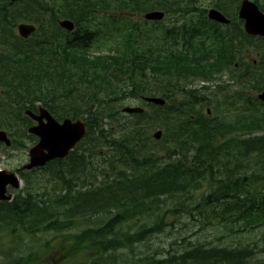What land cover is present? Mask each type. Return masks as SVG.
Wrapping results in <instances>:
<instances>
[{"label":"trees","instance_id":"1","mask_svg":"<svg viewBox=\"0 0 264 264\" xmlns=\"http://www.w3.org/2000/svg\"><path fill=\"white\" fill-rule=\"evenodd\" d=\"M6 2L0 0V87L6 88L8 98L11 95L9 92L14 91L15 98L19 96L24 100V104L17 106L18 110L24 105V109L34 111L35 103L40 102L52 114H60L58 118L67 115L84 117L87 131L81 143L96 133L100 138L104 136L101 117L107 114L105 108L111 100L115 103L126 95H152L151 75L156 77L163 92L169 91L175 95L184 92V84L188 80L212 79L216 74L221 75L232 63L229 56L234 54L233 48H228L223 42L213 57H209V51L199 49L198 43L193 42H189L188 51L179 53L183 56L175 55V50L168 48V52L163 50L153 57L149 33L140 32L132 26H128L122 42L108 37L109 43H112L108 47L111 52L95 55L92 54L94 48H90L91 36L79 34L90 21H87V17L76 19L77 12L69 10L51 11L48 20H43L41 16L33 18L38 30L24 40L16 35L14 28L17 22L24 19L32 22V18H29L31 13L24 10L22 2L11 6ZM101 4V0L92 4L88 15L93 16L94 6ZM61 17L74 20L77 31L71 34L73 37L57 26L56 20ZM167 35L164 31L163 36ZM251 69L252 72H237L233 76L241 88L224 102L230 114L234 113L231 121L207 119L198 114L191 104L196 93L191 91L186 94L187 103L177 102L171 110L159 106L154 109L158 118L151 120L156 127L166 129V121L172 123L171 128L168 126L166 130L172 143L169 154L180 152L185 155L192 151L189 162L179 160L158 165V159H138L134 156L129 144L143 137L140 121L146 116L144 112L134 115L137 120L129 130H126L128 126L124 128V140L128 142L125 146L128 151L125 166H129L130 174L124 171L106 177L101 173L104 179H113L97 186L81 181L80 171L94 169L92 163L89 164L79 154V145L64 160L48 163L43 169L56 164L54 176L57 181L61 180L64 184L69 176L73 186L81 183L80 187L84 189L76 192L74 205L69 206V212L66 210L69 216L65 220L60 217V206L53 210L47 207L49 198L46 187L42 186L33 196L31 190L36 183L29 172L22 173L24 186L14 200L0 202V231H7L9 237L13 233L24 232L32 236L40 231L38 226H41L42 231L52 230L56 233L54 240L58 241L44 240L43 252L37 250L33 253L31 247L26 254L10 257L7 262L0 258V264H249L254 250L247 244L232 248L194 245L160 260L151 256L127 260L128 255L124 258L122 254H116L161 231L164 226L163 216L159 214L163 207L161 197L175 195H179L175 199L178 206L171 208L173 213L184 207L188 213L196 211L202 215L204 222L215 221L225 227H237L242 232L261 227L259 241L264 246V104L256 98V93L264 89V67L253 65ZM248 87L251 90L249 95L246 93ZM1 103L0 100V110L4 108ZM114 110L120 112L118 108ZM8 111L11 120L15 112ZM109 116L115 119V115ZM22 119L28 123L30 121L26 116ZM138 131L142 136L138 135ZM256 132L262 133L254 135ZM21 134L24 136V132L21 131ZM244 134L247 136H242ZM12 136L15 137L12 138L11 147L24 148V141L18 133L14 131ZM149 139L147 135L146 140ZM183 159L186 160V157ZM248 161L252 163L249 162V165ZM106 165L111 166L110 171L118 169V165L112 162ZM202 185L209 187L208 192L204 191L196 203L187 200L191 195L186 194ZM62 189L67 191V186ZM39 202L42 207L38 206ZM52 203L61 205L66 201L58 199ZM88 208L94 213L109 216L96 226L79 228L75 215L80 213L78 218H83ZM145 216L149 220L154 217L156 221L143 224ZM135 220L141 221L137 230L122 232L124 226L128 227ZM30 227L34 229L27 230ZM18 228L24 231H17ZM14 240L12 236V243ZM17 249L21 250L19 246L10 249V256L16 255ZM118 257H122V262H118Z\"/></svg>","mask_w":264,"mask_h":264},{"label":"rangeland","instance_id":"2","mask_svg":"<svg viewBox=\"0 0 264 264\" xmlns=\"http://www.w3.org/2000/svg\"><path fill=\"white\" fill-rule=\"evenodd\" d=\"M51 0H47L46 2H50ZM73 0H62L61 6H65L66 8H69V11L77 12L76 17H87L88 20H92L88 16V10L85 7H90L91 4H95L99 0H78L75 3H72ZM120 1V0H119ZM123 1V5H120L115 0H108V2H114L115 5L111 6L110 10L117 13L118 17L121 16L123 13H129L132 12L131 10L138 8V10H141V12L137 13L135 18H132L133 22H137V19L142 17L143 14L146 11L150 10H157L161 8L167 9L166 18L162 21L163 23L158 24H151L146 23L142 24L143 30H151L153 31L155 38H161L162 36V28L170 29L172 26H175L173 24L174 21H172V18H178L176 16H173V11L176 9L181 8V0H174L172 3L176 5V7L170 6V4H164V0H161L162 4L165 5V7L159 5L158 0H137L136 3L133 2V0H121ZM40 2V4H37ZM70 2V3H69ZM117 3V5H116ZM21 4H24V10L27 9L31 15L29 18L38 17V15H44V11L40 9V5H43V0H23ZM74 8V9H73ZM99 10L102 9L101 6L97 7ZM47 13V12H46ZM100 16H95L94 22L91 25H85L88 28H92V30H95L99 28L101 24L100 21L97 20L99 17L103 16V14L97 13ZM46 15V16H45ZM44 16L48 18V15L45 14ZM105 15V14H104ZM104 19V18H103ZM25 20V19H24ZM143 21L141 19H138V22ZM178 21H181V18H178ZM25 22H30L29 20H25ZM96 22V23H95ZM177 27L183 25L182 22H176ZM107 29H111L110 27H107ZM102 34V33H101ZM108 34V31H107ZM232 36H230V39ZM250 45V49L253 51L259 49L260 53L263 51V41L258 38H251L247 39L245 38ZM99 40V39H96ZM244 41V40H243ZM230 42V41H229ZM213 43L212 38L208 39L206 38V45L209 46ZM234 46L239 45V39L234 42H230ZM255 43V44H254ZM100 44L105 45L107 48L111 45V42H102ZM261 45V46H260ZM97 45L92 43V49L96 48ZM98 48H105V47H98ZM107 48L104 49H98L97 51L93 53H104L107 51ZM233 66L231 65V69ZM228 72V71H225ZM228 74H225L218 78V80H211L209 82L202 83L201 81L194 82L197 87V92L200 94V96L207 99V105L203 108H210L214 114L217 117H224L228 115L234 116V113L230 114V112L225 108L224 102H227V98L234 96L235 92L240 88V86L235 85L232 81H229ZM199 86H201V90H199ZM202 86H204L206 89H204ZM154 87V85H153ZM168 87V86H167ZM169 88V87H168ZM2 89H6L5 87H0V100L2 101L1 105H4V108L0 110V129H4L8 132V137L12 139L15 136H12L11 134L15 131L16 134L21 137V139L24 141V149H10L7 152H3L0 149V169L11 172L17 170L20 166L25 164L28 161V148L32 146L36 141L35 137L27 133L28 126H30L29 123H27L24 120V123L22 120L18 121V116L23 115L24 105L19 107V110L17 109V106H19L21 103L24 104V100L20 98L19 96L15 98L14 94L15 92H9L10 98L6 96V92L2 93ZM10 91V90H9ZM163 91H158L157 95L162 96ZM251 92L250 87L247 89V95H249ZM8 93V92H7ZM164 95V94H163ZM112 96V94H111ZM23 97V96H21ZM123 95L121 96V98ZM113 99H117V97H112ZM233 100L235 98L233 97ZM40 105V104H38ZM128 105V106H140L145 109L146 116L143 120H141V127L143 130V137L137 138L134 143L129 144V148H131L132 152L134 153V156H136L138 159L143 158H160L161 161L165 159V154L163 153V149L167 146L165 143H156L152 138L151 134L155 131V124L151 119H155L157 116L156 111L154 110V106L142 102L138 97H132L130 95H126L125 98L121 99L119 102H109L106 105L105 110L107 111V114H104L102 118L103 122V130H104V136L102 138L99 137V135L96 133L94 136L90 137V139L85 140L83 143L79 145V154H82L86 161H89V164L92 163V167L94 169L91 171H80L78 173L81 176V181H87V184L93 183L96 186L99 185V183L104 182H111L113 178L104 179L101 175L103 173L106 177L114 176L117 174V172H126V174H130L131 170L128 168L129 166H125V161L127 157V152L125 146L128 145V142L124 139H126L125 136V126H128L126 130H129L130 127L135 124V121L137 120L134 115L125 114L122 111V107ZM168 105H170L168 103ZM109 106V107H108ZM118 108L120 111L119 113L115 112V108ZM236 108H238V105H236ZM9 110H13L15 112V115H13L12 119L10 120ZM109 114L115 115V119L110 117ZM53 116L61 120L64 117L58 118L57 116L53 114ZM155 116V117H154ZM121 119V120H120ZM11 121V122H10ZM129 121V122H128ZM149 121V122H148ZM143 123V124H142ZM147 126V127H146ZM21 131L24 132V136H22ZM148 131V132H147ZM147 132V133H146ZM11 133V134H10ZM31 137H30V136ZM147 135L150 136L149 140H146ZM142 136V135H140ZM98 137V138H97ZM124 140V141H123ZM4 147L6 145L3 142H0ZM111 143V144H110ZM113 146V147H112ZM158 146V147H157ZM113 149V150H112ZM150 150V151H147ZM129 157L130 154H129ZM178 158V157H176ZM131 159V158H130ZM189 160V155H188ZM108 162H112L114 164L118 165V169L116 171H110L111 166H107L106 164ZM62 167L59 169L61 170ZM57 169V165L48 167L46 169H39L30 171V176L33 178V180L36 183V186L33 187L31 190L32 195L35 196L40 191V188L42 186L46 187L48 191V201L46 202L48 204V208L50 209H58L60 208V216L62 220H65L69 214L66 213V210H69V206H73V200L76 198L75 194L78 190L83 191L84 189H81L80 185L81 183L75 184L73 186V183L71 182L69 176H68V182H63L61 180H56V177L54 176L55 171ZM63 170L65 168L63 167ZM26 170H24L25 172ZM242 170L240 171L241 174ZM80 182V179H79ZM23 185V182H22ZM63 186H67V191L63 190ZM89 185H87L88 187ZM209 187H201L200 189L196 191H192L187 193L188 196L187 200H197L200 195L207 190ZM20 190V187L14 188L12 186L7 187V192L10 193L12 196H14L18 191ZM179 195H175L172 197H168L163 200V208L161 209V215H163V221L164 226L163 229L148 239L144 240L141 243H136L133 245V247L122 249L121 251H118L116 255L122 254L125 258V255H128L127 260H134L140 257L144 256H151L155 258L156 260L163 259L167 256L175 255L177 253L182 252L184 248H189L194 245H201L206 248L208 247H234L238 245H249L255 252L254 255L249 259V264H264V247L260 244V234H261V227L255 228L253 230H249L246 232L239 231L237 227H225L220 226L218 224H212L209 225L206 222H202L203 218L202 215H199L196 211L192 213H188L186 211H177L172 212L171 208L175 206V199ZM58 199H63L66 201L65 204L56 205V203H52ZM52 201V202H51ZM85 204V203H84ZM39 207H42V204L38 203ZM48 208L46 211H48ZM86 215L83 218L80 217V213H77L75 215L74 219H78V227H86V226H96L98 222L103 223L105 220H107L109 214H103L101 212H92L90 208L86 209ZM73 214V213H70ZM145 216L144 219L148 224H151L152 221L155 220L154 217ZM141 223L140 220H135L134 222L131 221L130 225L124 226L122 228V232L124 231H132L137 228ZM39 230L36 232V234L30 236V233H20L15 234L13 233L12 236L15 239L12 243V236L9 237L7 234V231H0V258L5 259V261H8V258H15L22 256L26 254L27 250L31 247H33V253L37 250L43 252L44 247V240H54L56 239V233H54L52 230L42 231V227L38 226ZM7 229V228H6ZM34 227H30L29 231L33 230ZM223 229V230H222ZM17 231H24L22 228H18ZM58 240H54L56 242ZM53 242V243H54ZM193 244V245H192ZM19 246V249H17V254L10 256V249L16 248ZM5 251V255H3V252ZM9 254V255H8ZM169 254V255H168ZM43 255V254H42ZM7 257V259L5 258ZM119 261L122 262V257H118Z\"/></svg>","mask_w":264,"mask_h":264},{"label":"water","instance_id":"3","mask_svg":"<svg viewBox=\"0 0 264 264\" xmlns=\"http://www.w3.org/2000/svg\"><path fill=\"white\" fill-rule=\"evenodd\" d=\"M214 14L220 16L216 11H212L210 16L219 19ZM240 16L245 18L246 31L249 34L264 36V14L260 13L253 3L244 1L240 9ZM144 17L148 20L161 19L163 13L152 11L146 13ZM60 25L67 30H72L74 27L73 22L68 20L61 21ZM17 30L22 38H26L34 31V27L30 24L21 23L17 26ZM257 97L264 102V91L260 92ZM144 99L154 104L161 105L164 103L161 98L145 97ZM39 111L38 115L32 114L30 111L26 112L37 122L28 131L38 137V143L29 150V163L23 167L25 169L43 166L47 161L54 158H63L85 133L84 123L80 120L72 122L70 119H65L59 123L46 109L40 108ZM123 111L127 113H140L142 109L138 107H124ZM160 135L161 131L153 134L156 139L160 138ZM0 141L4 142L7 146L10 145V140L3 131H0ZM8 183L14 186L18 185L12 174L0 171V199H8L10 197L5 195V187Z\"/></svg>","mask_w":264,"mask_h":264},{"label":"flooded vegetation","instance_id":"4","mask_svg":"<svg viewBox=\"0 0 264 264\" xmlns=\"http://www.w3.org/2000/svg\"><path fill=\"white\" fill-rule=\"evenodd\" d=\"M116 1L120 3V5H123V1ZM242 1L244 0H181L180 16L178 18H181L180 22L183 23L185 28H187V26H192L191 28H198L204 25L212 27L214 30L224 29L225 32H231L233 41H236L237 38L241 41L248 36L244 31L245 20L241 19L239 16ZM249 1H252L258 7V9L264 13V0ZM169 2L170 0H167L166 4ZM114 5V2L109 3L110 8ZM160 10L164 13H168L167 9L165 8H161ZM210 10H217L227 21L222 22L211 19L209 17ZM138 12H141V10H138ZM106 14H110V12L106 11ZM111 14L114 15L116 13L111 12ZM178 18L173 17L172 21L178 22ZM241 48V59L238 63H235V67L238 68L236 71L251 72L253 61L250 63L251 56H249V49L247 48L246 44H244ZM167 86L169 88L171 87L169 83H167Z\"/></svg>","mask_w":264,"mask_h":264},{"label":"bare ground","instance_id":"5","mask_svg":"<svg viewBox=\"0 0 264 264\" xmlns=\"http://www.w3.org/2000/svg\"><path fill=\"white\" fill-rule=\"evenodd\" d=\"M6 3H7V2H6ZM69 3H70V2H69ZM73 9H74V8H73ZM37 28H38V27H37ZM36 30H38V29H36ZM33 36H34V35H33ZM82 36H85V35H82ZM245 36H246V35H245ZM236 37H237V36H236ZM236 37H235V38H236ZM241 37H242V36H241ZM42 38H43V37H42ZM84 38H85L86 40H88L86 36H85ZM80 40H81V39H80ZM23 41H24V40H23ZM54 41H55V40H54ZM54 41H53V42H54ZM82 42H83V41H82ZM86 42H87V41H86ZM254 44H255V43H254ZM260 46H261V45H260ZM56 47H57V46H56ZM23 68H24V67H23ZM21 69H22V68H21ZM257 69H258V68H257ZM260 70H261V69H260ZM261 71H262V70H261ZM21 72H22V71H21ZM167 83H168V82H167ZM108 107H109V106H108ZM113 108H114V107H113ZM181 109H182V108H181ZM183 109H184V108H183ZM186 110H187V109H186ZM177 111H179L178 108H177ZM170 112H171V111H170ZM181 113H182V112H181ZM160 114H161V113H160ZM183 114H184V113H183ZM170 116H172V115H170ZM154 117H155V116H154ZM156 117H157V116H156ZM161 117H163V116H161ZM175 117H176V116H175ZM157 118H158V117H157ZM170 118L172 119V117H170ZM179 119H180V117H179ZM120 120H121V119H120ZM175 120H176V119H175ZM177 120H178V119H177ZM182 120H183V119H182ZM157 121H158V119H157ZM168 121H169V120H168ZM128 122H129V121H128ZM94 123H95V122H94ZM142 124H143V123H142ZM181 125H182V124H181ZM142 127H143V126H142ZM142 127H140V129H141ZM146 127H147V126H146ZM186 127H187V126H186ZM143 128H144V127H143ZM174 130H175V129H174ZM225 130H226V129H225ZM142 132H143V131H142ZM147 132H148V131H147ZM147 132H146V133H147ZM138 135H142V133H141L140 131H138ZM166 135H167V134H166ZM253 139H254V138H253ZM83 144H84V143H83ZM110 144H111V143H110ZM112 147H113V146H112ZM157 147H158V146H157ZM112 150H113V149H112ZM256 152H257V151H256ZM67 157H68V156H67ZM242 160H243V159H242ZM246 160H247V159H246ZM249 162H251V161H248V163H249ZM248 163H247V164H248ZM251 163H252V162H251ZM238 164H239V163H238ZM249 165H250V163H249ZM150 166H151V165H150ZM81 168H82V167H81ZM244 168H245V167H244ZM246 168H247V167H246ZM247 169H248V168H247ZM250 170H251V169H250ZM232 174H233V173H232ZM197 176H198V175H197ZM250 177H251V176H250ZM250 177H249V178H250ZM222 180H223V179H222ZM256 181H257V180H256ZM216 185H217V184H215V186H216ZM223 189H224V187H223ZM121 190H122V189H121ZM210 191H211V190H210ZM227 193H228V192H227ZM209 194H210V193H209ZM228 194H229V193H228ZM129 196H130V195H129ZM215 200H216V199H215ZM215 200H214V201H215ZM212 202H213V201H212ZM213 203H214V202H213ZM213 203H212V204H213ZM217 203H218V202H217ZM215 205L217 206V204H215ZM201 206H202V205H201ZM216 206H215V207H216ZM215 207H214V208H215ZM208 208H209V207H208ZM209 213H210V212H209ZM213 216H214V215H213ZM214 217H215V216H214ZM222 230H223V229H222ZM192 245H193V244H192ZM240 256H241V255H240ZM242 257H244V256H242ZM180 260H181V259H180Z\"/></svg>","mask_w":264,"mask_h":264}]
</instances>
